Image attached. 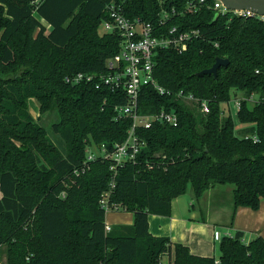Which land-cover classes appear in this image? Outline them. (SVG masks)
Masks as SVG:
<instances>
[{"label": "trees", "instance_id": "16d2710c", "mask_svg": "<svg viewBox=\"0 0 264 264\" xmlns=\"http://www.w3.org/2000/svg\"><path fill=\"white\" fill-rule=\"evenodd\" d=\"M111 1L127 17L152 24L163 8L174 7L177 13L163 29L173 24L199 29L186 50L156 51L154 75L172 91L206 99L209 111L199 117L172 95L142 87L140 112L163 105L174 109L178 122H154L140 130L146 146L134 163L117 169L109 196L110 203L133 213L132 223L105 230L99 199L109 185V162L96 159L88 168L79 167L88 142L110 148L124 139L131 119L114 118V105L125 102L121 91L95 88L91 82L71 84L64 77L107 69L120 41L116 31L102 28ZM184 2L0 0V74L9 77L0 75V245L9 243L11 264H160L164 254L171 256L170 264H264V239L258 235L243 242L241 231L223 234L215 257L193 254L187 245L149 231L148 214L170 215L171 200L187 184L195 198L215 184H232L234 208L256 209L264 198V23L256 17L216 15L206 7L185 12ZM216 57L227 58L228 64L219 66L216 75L198 74ZM251 93L257 94L252 105L243 99L235 117L223 114L221 103L231 95ZM29 97L38 100L40 112L56 106L60 121L52 127L65 144L64 155L26 111ZM235 120L246 124L242 135L236 133ZM15 130L26 134L27 144L10 164L1 151ZM23 158L38 166L26 171L30 178L17 170Z\"/></svg>", "mask_w": 264, "mask_h": 264}, {"label": "built area", "instance_id": "2783aa9c", "mask_svg": "<svg viewBox=\"0 0 264 264\" xmlns=\"http://www.w3.org/2000/svg\"><path fill=\"white\" fill-rule=\"evenodd\" d=\"M40 0H31L38 3ZM200 7H206L216 13V15L256 17L264 23V13L258 14L248 8L230 9L221 0H185L183 10L185 12H195ZM108 18L103 21V30L116 31L119 34V49L109 59L107 69L101 73L77 72L66 75L64 80L71 84L79 82H91L95 88L107 87L112 91H121L125 102L114 105V118L121 119L128 117L131 119L126 130L124 139L112 143L109 148L106 143L88 142L85 148V158L79 168H88L90 162L96 159L107 160L111 171L108 188L104 190L99 199V205L105 213L109 211L123 210L117 203H110L109 196L115 187V175L117 169L126 163H134L138 153L146 146L140 130L149 128L154 122L169 123L176 125L178 116L174 109H167L160 106L151 112H140L139 96L142 87H150L160 95H172L182 103L191 104L199 111L206 114L209 111L208 102L204 98L195 96L191 92L183 89L172 91L161 85L154 75V55L158 49L172 48L177 52L186 50L188 43L200 36L198 28L181 30L176 25L164 26L167 20L177 11L174 7L170 10L162 9L158 17L157 24H152L140 18H129L122 10V6L116 2L106 4ZM255 93L249 96H235L234 106L239 109L241 100L253 101ZM257 100V99H256ZM250 136V135H246ZM254 141L256 136L251 135ZM159 152L154 153L158 156ZM147 167H152L149 160H145ZM111 224L105 221V230L110 229Z\"/></svg>", "mask_w": 264, "mask_h": 264}, {"label": "crops", "instance_id": "0c3cea01", "mask_svg": "<svg viewBox=\"0 0 264 264\" xmlns=\"http://www.w3.org/2000/svg\"><path fill=\"white\" fill-rule=\"evenodd\" d=\"M218 185L222 184L209 187L193 201H187V197L173 198L170 215L148 214L150 233L183 243L193 254L215 257L219 255V251L215 254V244L225 233L232 235L241 231L243 242L256 235L264 239V198L256 209L245 205L234 208L233 199L225 202V190ZM203 202L206 203L205 208H202ZM228 214H232L230 221L227 220ZM165 256V264H170L171 256L164 254L161 259Z\"/></svg>", "mask_w": 264, "mask_h": 264}, {"label": "rangeland", "instance_id": "374dc122", "mask_svg": "<svg viewBox=\"0 0 264 264\" xmlns=\"http://www.w3.org/2000/svg\"><path fill=\"white\" fill-rule=\"evenodd\" d=\"M43 22V21H42ZM1 76H4L3 79L6 80L8 79V75H6V73H2L0 74ZM238 94H240L239 92H236ZM234 95H231V98L228 102L225 103H221V107L223 108V114L227 115V114H231L235 117V113H236V108L234 106ZM257 99V94H255V97L253 99V101H249V104L252 105ZM186 106L190 107L191 110L197 115V116H201L203 117L205 114L202 113L201 111L198 110V108L194 105L191 104H186L184 103ZM26 111L31 115V117L35 120V122H37L39 125H41L45 131H46V137L49 139V141L51 142V144L53 145V147L58 150V152L62 155H64L66 153V147L65 144L63 142V140L61 139V137L59 136V134L53 129L52 125L53 123H58L60 121V116L59 113L57 111V108L55 105H52L50 108H48L47 110H45L44 112H40L39 111V104H38V100L35 97H29L26 100ZM235 129H236V133L242 135L243 130L246 128V124H241L240 122H238L237 120H235ZM13 130V129H12ZM247 134V133H245ZM26 134L24 132L15 130V132H11L8 140L6 142H3L4 147L1 151V153L5 152V156L8 158L9 163L12 164V157H14V154H19V150H22L24 148V146L27 144L26 138H25ZM5 141V138H4ZM18 152H14V151ZM23 161V168H14L17 170H20L23 173V177L26 178H30V173H27V170H34L37 169L38 166H36L34 163H31L30 161L27 160V158H23V159H19L16 162V166H19L20 164L18 162ZM29 167V168H26ZM24 179V178H22ZM220 186V188H222L224 192L223 197H224V201L227 202L229 199H233L232 197V192H231V188L233 187L232 184L230 183H226V184H222V185H218ZM231 192V193H230ZM178 197L180 199L187 197V201L191 200L193 201L194 199H196L193 195V191H192V187L190 184H187L186 190L184 191V193L178 195ZM193 198V199H190ZM233 201V200H232ZM196 202V201H195ZM206 207V203L203 202L202 203V208ZM232 217V214H228L227 216V220L230 221ZM132 219H133V213L129 210H118V211H109L105 213V221L108 222L109 224L113 225V224H131L132 223ZM2 227V224H0V228ZM12 240V237H9ZM15 246L13 245V248ZM8 253H9V243L5 242L3 244L0 245V264H11V261L8 259ZM218 253V243L215 244V254ZM162 261L163 264H165L166 261V256L165 259L164 257H162V259L160 260V262Z\"/></svg>", "mask_w": 264, "mask_h": 264}, {"label": "water", "instance_id": "95a60500", "mask_svg": "<svg viewBox=\"0 0 264 264\" xmlns=\"http://www.w3.org/2000/svg\"><path fill=\"white\" fill-rule=\"evenodd\" d=\"M227 8H248L255 11L258 14L264 13V0H221ZM228 64L227 58L216 57L212 65L208 68H204L198 72V74H213L216 75L217 68L219 66H225Z\"/></svg>", "mask_w": 264, "mask_h": 264}]
</instances>
